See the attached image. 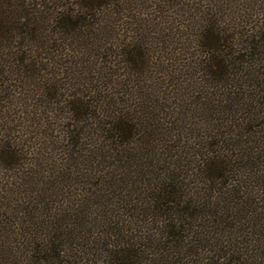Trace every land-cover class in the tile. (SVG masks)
Instances as JSON below:
<instances>
[{"label":"trees","instance_id":"16d2710c","mask_svg":"<svg viewBox=\"0 0 264 264\" xmlns=\"http://www.w3.org/2000/svg\"><path fill=\"white\" fill-rule=\"evenodd\" d=\"M35 1L26 0L31 14L41 5ZM117 1L80 0L76 10L59 11L47 22L55 21L57 33L72 42L76 28L81 33ZM202 19L193 66L199 88L193 108L180 112L183 124L186 117L200 118L189 136L171 127L174 120L162 123L168 107L149 97L117 111L116 96L98 87L81 85L72 95L58 89L51 105H62L66 114L64 160L56 169L60 176L44 185L75 182L79 193L91 189L90 197L58 215L48 201L37 206L39 195L29 190L40 170L18 169L17 143L2 148L1 169L23 174L12 189H0V224L6 223L0 235L19 225L14 236H23L28 264H264V17L245 40L224 15ZM35 29L27 38L12 28L15 39L41 52L48 40ZM142 50L140 42L126 53L139 75L148 69ZM61 96L67 100L60 102ZM33 194L27 205L35 206H18ZM11 243L0 241V264L19 261L11 258Z\"/></svg>","mask_w":264,"mask_h":264},{"label":"rangeland","instance_id":"374dc122","mask_svg":"<svg viewBox=\"0 0 264 264\" xmlns=\"http://www.w3.org/2000/svg\"><path fill=\"white\" fill-rule=\"evenodd\" d=\"M38 1L41 5L33 7L35 14H31L26 0L19 4L16 0H0V153L7 143L11 148L12 143L19 145L22 163L18 169H24L25 173L28 172L26 169H35L41 173L37 177L39 181L29 186L31 192L39 195L35 199L37 206L48 201L47 205L53 207L56 215L75 206L83 195L90 197L91 192L90 188L82 186L84 189L79 193L81 186L75 182H59L53 189L44 185L60 176L56 169L64 160L60 138L62 127L67 124L66 114L62 105H51L58 89L64 88L65 94L72 95L81 85L87 90L98 87L108 96H116L117 111H130L143 96L149 97L164 108L168 107L163 112L165 120L162 123L174 120L171 127H178L189 136L188 130L198 129L200 118L197 115L196 119L186 117L183 124L184 117H180V112L183 108H193L195 91L199 88L193 66L200 58L195 43L196 31L205 24L202 18L208 14L224 15L226 20L229 19L231 29L236 28L239 38L245 40L254 34L264 17L263 0H118L100 10L90 25L85 24L81 33L76 28L78 38L71 42L57 33L55 21L49 23L47 17H57L56 13L64 9L76 10L75 4L80 0L35 2L39 4ZM44 21L46 23L38 28ZM33 27L43 40H48L41 52L26 39L14 38L12 28L26 32L27 37L28 29ZM140 42L147 56L148 69L139 75L130 70L126 53L133 46L138 47ZM59 99L60 102L67 100L66 96ZM157 104H151L157 108H153L155 113L160 111ZM19 172L0 167V189L5 185L6 189H12L18 183L16 177L23 174ZM1 192L0 196H3ZM14 193L22 199L21 192ZM34 194L29 198L23 195L25 201L18 206H35L36 203L27 205L31 198L34 199ZM90 207L92 203L87 209ZM5 225L1 222L0 227L5 228ZM18 228L19 225L8 228L9 234H1L0 241L13 242L15 254L10 255L11 258L18 256L19 260V263L13 261L14 264H26L31 255L23 250V236H14ZM33 231L37 233L35 228Z\"/></svg>","mask_w":264,"mask_h":264}]
</instances>
